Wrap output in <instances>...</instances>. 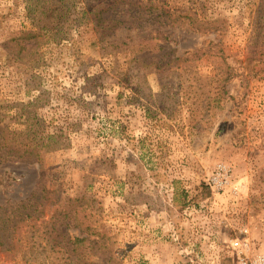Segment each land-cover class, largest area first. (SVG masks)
Masks as SVG:
<instances>
[{"label": "rangeland", "instance_id": "1", "mask_svg": "<svg viewBox=\"0 0 264 264\" xmlns=\"http://www.w3.org/2000/svg\"><path fill=\"white\" fill-rule=\"evenodd\" d=\"M99 1L81 0L73 40L58 32L42 41V62L31 67L8 46L37 31L33 18L21 0H0V128H20L22 106L32 105L43 136L67 145L40 160L0 163V204L41 190L43 216L58 219L72 260L54 259L49 248L15 256L2 249L0 264H260L264 41L253 36L264 0H137L134 13L145 4L171 15L139 31L168 41L157 38L161 49L132 62L125 50L113 56L90 46V10ZM123 7L119 0L112 10ZM216 18L225 21L223 34L188 24ZM167 55L172 62L160 67ZM225 64L237 73L225 84L230 99L216 81ZM195 72L213 79L211 87L189 91ZM75 238L88 241L70 244ZM101 244L103 256L95 252Z\"/></svg>", "mask_w": 264, "mask_h": 264}, {"label": "trees", "instance_id": "2", "mask_svg": "<svg viewBox=\"0 0 264 264\" xmlns=\"http://www.w3.org/2000/svg\"><path fill=\"white\" fill-rule=\"evenodd\" d=\"M25 8L31 14L34 25L37 29L34 33L26 35H18L10 39L8 48L11 55L17 61L30 62V66L34 67L42 62L41 46L42 41H47L48 38L54 36L55 33L61 35L64 41L73 40L70 33L74 27H77L81 22L82 10L80 9L81 0H21ZM124 4L123 9L119 13H115L112 9L119 0H103L99 1L90 10V20L92 22V30L96 37L92 40L93 48H99L106 51L108 54L115 56L116 50H125V52L132 55V60H136L142 53H155L161 46L155 40L168 41L167 36L161 34L160 31L148 32L150 36H141L139 31L145 27L161 23L160 18H169L170 13H155L152 8H145L142 4L136 9L137 13L131 9L139 5L137 0H121ZM178 15H175L177 17ZM224 20L219 18L210 21H201L193 19L188 21L191 28L198 32L217 31L223 34ZM170 23V19H169ZM186 22H183L185 24ZM123 28L128 30L138 29L136 38L131 35H124L119 37L117 29ZM110 31H112L110 33ZM256 35L253 36L254 41H264V23L261 27L256 28ZM261 32V33H259ZM201 51L195 50L192 54H198ZM169 55L165 56V60L158 59L161 65H170L171 59L168 60ZM200 55L196 59H199ZM174 63V59H173ZM237 73L234 67L230 64H225L222 70L220 68V76L217 78L218 90L223 94L225 99H230L228 91L225 88L226 82L231 80ZM211 80L206 77L195 76L192 81L188 82V90L197 92L203 91ZM211 87V86H210ZM194 100V104H195ZM6 106L0 105V109ZM32 105L22 106L21 112V126L18 129L5 131L0 128V163L6 161L17 160H40L39 155L43 152L56 150L67 146L61 139L54 136H43L42 134V119L31 110ZM40 194V195H39ZM45 196L42 195L41 190H36L33 194L17 203L0 204V250L5 252H13L14 256L20 251L25 250L31 252L38 250L40 252L45 248L51 250V255L54 259L63 260L70 259V254L66 245L63 244L61 237V230L58 219L52 215L45 218L43 216V205ZM107 236L102 234L101 239H107ZM77 241L80 243L88 241L87 238L79 240L75 238L70 244L74 245ZM90 248H93L90 246ZM105 247L101 244L95 252L104 255L105 251L100 248ZM74 251V249H72ZM54 254V255H53ZM65 256V257H64ZM111 260V257H108ZM24 264H29L28 260Z\"/></svg>", "mask_w": 264, "mask_h": 264}, {"label": "built area", "instance_id": "3", "mask_svg": "<svg viewBox=\"0 0 264 264\" xmlns=\"http://www.w3.org/2000/svg\"><path fill=\"white\" fill-rule=\"evenodd\" d=\"M238 245H239V242L238 241H234L233 246L235 247V246H238ZM260 264H264V260Z\"/></svg>", "mask_w": 264, "mask_h": 264}]
</instances>
